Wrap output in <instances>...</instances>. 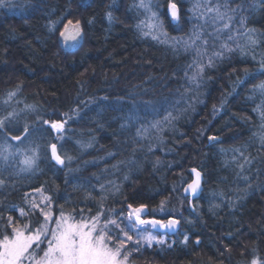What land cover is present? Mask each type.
Segmentation results:
<instances>
[{
  "label": "trees",
  "instance_id": "trees-1",
  "mask_svg": "<svg viewBox=\"0 0 264 264\" xmlns=\"http://www.w3.org/2000/svg\"><path fill=\"white\" fill-rule=\"evenodd\" d=\"M174 2L180 19L176 25L169 16L165 20L167 42L148 27L150 13L138 14L133 0H11V7L0 8V117L15 109L19 116L9 134L23 135L28 125L29 142L40 145L35 172H21L17 162L3 173L0 214L18 216L13 206L27 207L25 193L30 202L54 196V214L61 206L71 212L73 205L77 212L91 207L94 214L103 197L106 211L125 217L129 204H143L147 219L180 220L172 235L148 229L165 243L144 245L131 264H250L253 254L264 259V121L256 110L264 98H250L264 75L245 76L264 59V0H221L235 10L232 39L227 30L217 35L205 25L208 43L197 42L199 53L172 45L171 38L190 33L189 10L196 0ZM153 4L167 12V0ZM62 16L67 18L59 30L68 19L80 21L83 43L74 52L62 47L59 30L49 31ZM248 34L256 43L245 47ZM223 44L232 50L213 57L209 66V56ZM241 79L248 82L239 86ZM10 92L16 95L4 105ZM137 105L142 119L129 122ZM152 105L160 111L145 119V106ZM169 112L174 119L166 123ZM39 117L67 119L65 132H52ZM154 118L159 128L151 126ZM51 143L79 171L69 176L68 167L56 165ZM193 168L203 175L204 189L192 201L182 190ZM102 184L107 192L100 191ZM41 187L43 193L36 191Z\"/></svg>",
  "mask_w": 264,
  "mask_h": 264
},
{
  "label": "snow or ice",
  "instance_id": "snow-or-ice-1",
  "mask_svg": "<svg viewBox=\"0 0 264 264\" xmlns=\"http://www.w3.org/2000/svg\"><path fill=\"white\" fill-rule=\"evenodd\" d=\"M11 6V0H0V8ZM255 6L254 4L253 7ZM133 7L137 9L138 14H140V10H143V14L150 13V16H146L147 20L152 21L148 27L155 28L164 37V42L169 40L167 32L164 31L165 20L169 15L171 16L170 23L178 22L180 19L178 5L174 0H167L168 10L165 13L159 11V6L153 4V0H138V2L133 0ZM189 11L192 13L189 20L193 22V27L186 38H171L174 48L183 47L185 51L195 49L199 53L200 45L197 42L202 41L204 45L208 43V40L204 39L202 35L205 25H211L217 35L227 30L228 39H232L230 35L232 31L231 22L233 20L232 13L235 10L231 9L228 3L221 2V0H196L193 8ZM107 17L111 22L112 14L110 11L107 13ZM66 18V16H62L60 20L53 21L49 25V31H58L57 24L62 23ZM201 20L204 21V24L199 23ZM143 24L144 21L138 27L142 28ZM241 24H243V20H241ZM59 35L65 42L73 41L75 47L79 44L78 38L82 39L80 21L77 20L73 23L71 19H68L67 23L63 24V30H59ZM152 38L158 39V36L153 35ZM255 43L256 39L248 34V45L245 47H250ZM221 48V51L214 52L212 56H209V66L213 63V57L222 56L224 51L232 50L227 44H223ZM205 54L207 53L205 52ZM198 66L202 72L203 65L199 64ZM260 75H264V59H261L260 67L256 72H245L246 77L253 79ZM247 82L246 79H241L237 83L239 86H243ZM15 95V92L8 93V98L2 103L8 105ZM256 95L264 98V79L254 84L250 89V98ZM139 108L140 106L137 105L136 109L130 112L129 122L141 121ZM256 110L260 112L261 119L264 121V102L257 105ZM159 111L160 108L156 105H152L150 109L145 106L144 118H147L149 112L158 114ZM18 116L19 113L13 109L0 117V136L3 137L0 139V188L7 184L3 173L8 168H14L17 162L24 166L19 169L21 172H35L39 167L40 145L36 142H29V136L33 130L25 125L23 135L9 134L11 132L9 126ZM38 119L42 120L43 125L49 126L52 132L57 134L65 132V125L68 122L67 119L59 121L52 117H39ZM68 119H71L70 115ZM172 119L174 117L171 112L164 117L166 123ZM151 126L159 128L161 125L154 118ZM42 130L47 131V129ZM137 135H141L140 129L137 130ZM208 140L214 141L216 137L209 136ZM260 140L264 146V135L260 136ZM49 147L51 160L62 168L68 167L69 176L73 171H79V169L70 168L65 163V158L58 154L56 143H51ZM45 158H47V153H45ZM67 160L70 164L72 157H67ZM244 160L246 163H250L247 157H244ZM239 166L243 170V164ZM191 171L195 179L187 184L185 192H190L192 196H195L200 188V172L195 168ZM66 182L71 181L66 178ZM80 187L83 188L84 185H80ZM36 191L43 193L45 190L41 187ZM100 191L107 192L108 189L102 184ZM89 196L91 197L92 193H89ZM24 199L27 207L13 206L19 212L18 216L15 212L7 215L6 218L0 214V264H131L134 258L133 253L139 252L144 245L152 247L153 244L163 245L165 243L163 236H157L149 231L147 225H151L153 229L159 227L166 231H173L180 223V220L175 218L166 220L142 218V213L146 208V205L143 204L135 208L129 204L126 217L122 211H106L103 197L94 214L91 207L88 206L81 207L77 212L75 205H73L71 212H66L61 206L60 212L54 214L56 198L52 195H43L39 202L34 200L30 202L28 194L25 193ZM161 209H163V202ZM37 211L39 215H36ZM187 240L188 237L185 236V242ZM197 244H199V240H197ZM250 264H264V259L253 254Z\"/></svg>",
  "mask_w": 264,
  "mask_h": 264
},
{
  "label": "water",
  "instance_id": "water-1",
  "mask_svg": "<svg viewBox=\"0 0 264 264\" xmlns=\"http://www.w3.org/2000/svg\"><path fill=\"white\" fill-rule=\"evenodd\" d=\"M169 19L171 21V16L170 15H169ZM178 22H174L173 24L176 25V24H178ZM59 39H60V42L67 48L65 50L67 52H74V51L78 50L81 47L82 43H83V35H82V39L81 38H78L79 39V44L75 45V47L73 46L74 45V42L73 41L69 40V41L65 42V41H63L60 38V35H59ZM189 174H190V177H191V181L189 183H191L192 180L195 179V176L192 173L191 169H189ZM203 181H204L203 175L200 173V188L198 189L197 194L195 196H192L190 192L186 193L185 192V188L187 187V185H186L183 188V190H182V195L184 197L189 198L192 201L199 199L201 197V195L203 193V189H204V187H203ZM153 230L158 231V232H161V233H168L169 235H172V234L176 233L179 230V224L176 226V228L173 231H166L164 229H160L159 227H157V228H155Z\"/></svg>",
  "mask_w": 264,
  "mask_h": 264
},
{
  "label": "rangeland",
  "instance_id": "rangeland-1",
  "mask_svg": "<svg viewBox=\"0 0 264 264\" xmlns=\"http://www.w3.org/2000/svg\"><path fill=\"white\" fill-rule=\"evenodd\" d=\"M62 44V43H61ZM62 47L66 50L67 48L62 44ZM127 212H128V209H127ZM146 214V209L144 210V212L142 213V218H144V219H147V218H145V215ZM148 229H153L152 228V226L151 225H147L146 226Z\"/></svg>",
  "mask_w": 264,
  "mask_h": 264
}]
</instances>
